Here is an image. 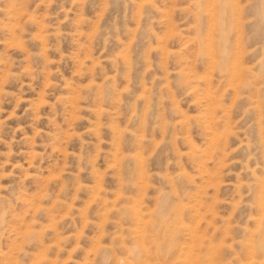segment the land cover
I'll return each instance as SVG.
<instances>
[{"label":"rangeland","instance_id":"374dc122","mask_svg":"<svg viewBox=\"0 0 264 264\" xmlns=\"http://www.w3.org/2000/svg\"><path fill=\"white\" fill-rule=\"evenodd\" d=\"M0 264H264V0H0Z\"/></svg>","mask_w":264,"mask_h":264}]
</instances>
